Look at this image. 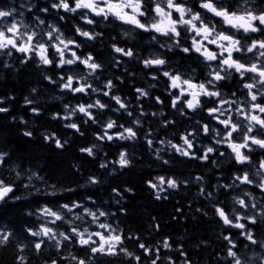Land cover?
<instances>
[{
    "label": "trees",
    "instance_id": "1",
    "mask_svg": "<svg viewBox=\"0 0 264 264\" xmlns=\"http://www.w3.org/2000/svg\"><path fill=\"white\" fill-rule=\"evenodd\" d=\"M4 63L11 67H3ZM108 64H105L106 77L113 79L115 87L112 91H133L140 86L156 91L164 88L160 74L158 82L144 84L146 74L133 72H127L124 75L127 81L120 85L116 80L119 78L112 74L113 70ZM51 68L52 66H42L39 62H17L12 56L0 57V100L3 101L0 107L8 109L7 112L0 113V152H5L10 157L7 165L0 167V178L12 182L15 191L10 195L19 197L0 202V230L13 233L6 244L0 245V264H20L18 256L25 258L24 264H37L41 257L47 256L48 254L44 255V249L36 253L32 243L37 240L29 236L25 229L37 230L45 223L43 217L35 216L44 207L57 210L60 205H71L73 202L94 211L99 209L110 213L107 217H100L95 223H87L86 220L91 218L86 217L82 227L91 228L93 224L97 227L99 222L111 224L116 229L115 234L123 237L120 247L141 257L137 262L123 253L118 256L97 255L94 257V264H151L157 255V264H229L227 253H224L223 237L231 234L234 240L238 239L240 231L225 227L212 205L219 203L229 213L233 207L239 211V206H229L228 203L233 201V196L244 198L243 186L225 190L219 185L231 184L234 174H240L244 168L236 164L235 160L229 161L225 155L220 156L219 152L223 151L218 145L216 147L219 152L212 154L208 161L185 157L176 152L168 141L181 145L180 137L187 132L196 133L191 137L195 147L190 151L197 156L202 155V149L210 145L204 141L211 140L212 137L205 136L200 129L194 127H167L168 121L161 112L155 110L153 113L156 115L149 113V106L162 105L154 98L120 96L128 105L127 110L133 113L132 116H128L124 110L114 111L119 106L114 100L105 98L104 103L108 107L93 113L96 123L79 112L71 120L59 118L68 114L64 107L66 104L69 105L70 112L76 105L88 104L93 98L90 95L61 91L58 84L49 83L44 78L45 75L57 81L61 75H71L64 70L55 71ZM78 71L80 70L74 71L72 75L76 76ZM118 72L120 73V69ZM33 88L37 90L35 93L32 92ZM25 97L34 103L26 104ZM33 107L39 109L38 114L32 112ZM141 111L145 115H141ZM136 118L140 120L139 126L133 124ZM109 119L115 120L117 125L133 127L137 131L134 140L114 138L119 142L106 144L109 155L116 153L119 158L121 151L126 152L130 161L127 167H120L110 156L101 158V162L97 160L98 155H104L101 145L96 143L97 136L103 134L104 125ZM73 122L78 124L79 132L65 127ZM25 131L32 132V136H25ZM108 131L109 134H115L122 129L115 127ZM51 134H55L61 142L66 141L63 148L56 147L51 140H45V135ZM148 139L153 141L151 146L147 143ZM199 140L202 142L198 143ZM93 145V157L81 151L82 148ZM101 164L107 166L102 168ZM12 169L21 173L19 178ZM32 173L36 175L29 180L28 176ZM161 176L166 180L176 179L180 186L168 189L165 184L162 186L164 191L152 189L149 182L159 185L157 177ZM89 177H95L98 183H90ZM196 177L203 179L197 181ZM201 187L206 192H212L213 196L206 198L200 195ZM157 194L160 199L156 198ZM246 214L250 215L252 212ZM59 226L62 231H66L65 228L69 225L62 222ZM255 235L264 237V225H261ZM165 241L170 248L163 247ZM139 243L152 249L151 255L145 254L139 248ZM72 244L74 255L86 258L85 249L75 242ZM17 245L28 247L20 252ZM181 252L186 253V256L181 255ZM61 257L53 254V259L48 264L53 260L62 264ZM249 262L261 264L260 258H252Z\"/></svg>",
    "mask_w": 264,
    "mask_h": 264
},
{
    "label": "snow or ice",
    "instance_id": "2",
    "mask_svg": "<svg viewBox=\"0 0 264 264\" xmlns=\"http://www.w3.org/2000/svg\"><path fill=\"white\" fill-rule=\"evenodd\" d=\"M198 4L203 11L194 10L189 5L188 0H72L71 3L69 0H53L50 7L57 11L63 10L66 13H79L81 19L88 25L96 23L93 17H102L105 21L111 17L143 31H152L168 37L173 40L175 46H180L182 32L184 34L191 33L190 47H181V50L184 53L195 52L203 57L204 61L208 62L209 71L206 80L197 81L193 76L186 77L184 73L178 70H167L165 68L167 61L160 56L146 58L142 62L145 68H156L160 75L166 77L169 81V89L176 90L175 93L169 91V95L172 96L173 108H177L178 104L181 105L178 111L182 115L185 114V108L192 111L203 108L208 116L222 128L210 126L207 123L201 125L200 130L205 136L212 137V143L202 149V155L200 156L190 151L195 147L191 138L196 135L194 132L181 135V145L174 144L171 141H168V143L171 148L182 156L203 161H208L212 154L219 152L217 145L226 146L230 149L236 164L250 165L255 171L249 169L241 174H234L232 184L219 185V187L227 190L233 187L238 188L240 185H249L264 193V157L255 162L252 158V153L257 148L264 150V7L252 6L251 0H236L235 3H228L227 0H198ZM28 11L31 12L32 8L29 7ZM40 11L48 13L49 7H44ZM206 14H211V18H208ZM18 15L22 16L23 13L18 12L15 8L11 10L0 9V55L11 57L14 50L25 55L26 58L21 60V63H27L35 57L40 65L51 66L55 64V67L59 69L79 63L88 70L86 75H61L59 81L53 80L48 75H45L44 78L49 83L58 84L61 91L66 90L72 94L88 95L89 93L101 91L89 82V77H95L96 73L103 70L104 65L102 63L96 62L91 54L86 57L79 56L76 49H79L81 45L75 39L65 38L64 33L55 25H47V31H37L30 25L25 24L23 20H17ZM141 18H150V22ZM34 19L38 25L45 24V21L38 15ZM60 19L63 20L64 17L61 16ZM75 31L79 36L88 40H95L102 35L101 33L82 30L80 27H76ZM237 33H240V35H237ZM153 39L155 40L156 37L153 36ZM161 46L170 49L173 45ZM210 46H214L215 50ZM112 47L117 54L126 57L134 56L132 49H125L116 45ZM57 57L58 59H56ZM116 63L118 64L119 61H116ZM3 67L10 68L11 66L4 63ZM233 73L238 74V82L243 89L247 90L243 101L239 100L236 92H232L231 96L234 98L229 99L219 90V82L231 79ZM152 79H157V76L152 75ZM114 87L113 81L108 80L104 85L107 90L102 91V95L110 97L119 106L117 109H113L114 111L124 110L128 116H132L133 113L127 110L128 105L122 98L111 94ZM36 91L35 88L32 89L33 93ZM136 92L138 93L137 99L149 95L148 91L143 88H137ZM201 97L209 98L213 106L204 108ZM156 100L158 103H163L159 97H156ZM2 102L0 100V103ZM25 103L33 104L34 101L25 97ZM226 105L227 107H225ZM64 107L68 114L65 116L57 114L59 118L71 120L72 116L79 112L88 117L93 123H96L97 119L91 110H103L108 105L102 103L100 99H96L93 103L78 104L70 112L68 111L69 105L66 104ZM31 110L36 114L39 112L36 107ZM7 111V108L0 107V113ZM233 113L236 117H243L246 123L234 119ZM141 115H145V113L141 111ZM152 115H156V113H152ZM84 122L87 123V121ZM167 123H172V121ZM133 124L139 126L140 120L138 118L134 119ZM197 124H200V121H197ZM65 127L74 129L77 132L80 131L78 124L74 122L66 124ZM115 127L121 128L122 131L109 134L108 130ZM24 135L31 137L32 132L25 131ZM136 137L137 131L133 127L117 125L115 120L109 119L104 125L103 134L97 136V139H107L108 141H112L114 138L134 140ZM44 138L53 141L58 148H63L64 143H66V141L61 142L55 134L45 135ZM147 143L151 146L153 141L148 139ZM161 143L164 142L161 141ZM94 147L95 145L82 148L81 151L93 156ZM219 155L224 156L225 153L219 152ZM9 158L7 153L0 152V167L6 166ZM164 163H167V161H164ZM212 163L216 164V161L212 160ZM118 164L122 168L130 164L126 152L121 151ZM100 166L103 168L107 165L101 164ZM12 171L16 173L17 178L20 177V172L15 169H12ZM35 175V173H32L28 176V179L31 180ZM255 177L260 179L256 180ZM37 178L39 179V177ZM202 179V177H196L197 181ZM157 180L159 185L149 183L153 189H159V191L165 190L162 187L165 184L168 189H177L180 186L179 182L173 178L166 180L165 177L161 176L157 177ZM89 182L98 183L95 177H89ZM25 187H28V185H25ZM14 191L15 185L12 182H6L5 179L0 178V202L19 199V197L10 195ZM114 191L116 190L114 189ZM200 195L211 198L213 193L206 192L201 187ZM243 197H232L234 204L239 206V211L233 207L231 213H229L219 203L212 206L223 225L242 230L240 235L246 241L259 249H264V239H258L255 235V232L261 229V225H264V204H260L258 201L250 202L247 199L252 198L250 192H244ZM156 198L160 199L159 194ZM249 209L253 210L250 215L246 214ZM240 212L245 214L242 215ZM31 214L29 213V215ZM40 214L50 219H47L37 230L25 229L29 236L40 238L32 243L36 253H40L42 248L49 242H54L58 252L65 242L68 244L75 242L90 254L86 258L71 255V259L75 261V264H94V257L97 255L118 256L120 253L137 262L141 260L140 256H135L126 248L120 247L123 244V237L121 234H115L116 229L111 224L99 222L97 225L98 228L104 229L108 233L107 235L105 232L90 231L89 227H82L86 217H90L91 221L95 223L99 221L100 217L110 215L108 212L99 209L94 211L83 204L73 202L71 205H60L57 210L44 207L40 210ZM111 215H114V213ZM58 221L68 224V229L58 231L49 226L55 225ZM77 221L80 224H77ZM12 235L13 233L10 231L0 230V245L6 244ZM93 237L98 239H93ZM224 239L229 244L227 249L229 264H250L246 257L241 256L239 247L233 241L231 234L225 235ZM248 246V243L243 245L244 248ZM26 247L28 245H17L20 252H23ZM163 247L170 248V245L165 241ZM139 248L143 249L145 254L151 255L152 253V249L144 243H139ZM181 255L186 256V253L181 252ZM17 259L20 264H24L25 258L23 256H18ZM61 259L67 258L61 257ZM158 259L159 255L151 261V264H157ZM260 262L264 264V253H261ZM51 264H59V261L53 260ZM186 264H190V262H186Z\"/></svg>",
    "mask_w": 264,
    "mask_h": 264
},
{
    "label": "flooded vegetation",
    "instance_id": "3",
    "mask_svg": "<svg viewBox=\"0 0 264 264\" xmlns=\"http://www.w3.org/2000/svg\"><path fill=\"white\" fill-rule=\"evenodd\" d=\"M53 2V0H0V9L4 10H11L12 8L17 9L18 12L23 13L22 16H17V20H23V22L27 25H30L33 29L37 31H47V25H55L60 29L61 32L64 33L65 38H72L77 41L81 46L79 49H76L77 54L81 57H86L89 54H91L96 62L102 63L104 65L103 70L101 72H98L95 74V77H89V82L93 83L95 87L100 89L101 91L98 93H89L92 99H90V103H93L96 99H100L102 103H104V99H108L110 97H106L102 95V91H106L107 89L104 88V85L107 83L108 80H113L112 77H106V66L105 64L108 62L107 65L109 68L113 70V75L117 76L119 79L116 78L118 84L122 85L127 80L125 79V74L127 72H133L135 74L141 73L143 75L146 74V82H149V84L153 82H158L159 74L160 72L156 68H145L143 64V60L146 58H154L155 56H160L161 58H164L167 61V64L165 68L169 71H179L181 73H184L187 76L191 75L193 78L197 81H204L206 80L207 73L209 71L207 64L208 62L203 60V57H201L199 54L195 52L191 53H184L181 50V47H190L191 45V33L184 34L182 32L181 37V44L180 46H175L173 40H170L168 37L162 36L158 33L152 32V31H143L142 29H138L134 27L133 25L122 23L121 21L115 20L114 18H109V20L105 21L102 17H93L96 21L93 25L86 24L82 19L79 13H66L63 10H54L51 9L50 5ZM71 3L72 0H69ZM228 3H235L236 0H227ZM188 3L190 6L194 8L196 11H203L199 8L198 0H188ZM251 5L256 6L259 5L260 7H264V0H251ZM247 6V5H245ZM31 7L32 11H28V8ZM44 7H49V12L44 13L41 12L40 9ZM38 15L41 19L45 21L44 25H38L34 19V17ZM63 16L64 19L61 20L60 17ZM208 18H211V14H206ZM142 20H148L150 22V18H141ZM218 20V18H216ZM76 27H80L82 30L95 32V33H101L102 35L98 37L95 40H88L85 37L79 36L75 29ZM237 35H240V33H237ZM256 35V34H253ZM153 36L156 37V39H153ZM113 45H116L118 47H122L125 49H132L134 52L133 57H126L122 56L120 54H117L113 51ZM161 45H173L170 49L168 47H162ZM213 47L214 46H210ZM215 50V49H214ZM51 55V52H50ZM251 55V54H249ZM0 57L5 58L6 55H0ZM12 58L15 59L17 62H21V60L25 59V55L22 53L15 52L13 50ZM58 59V57L56 58ZM116 61H119L117 64ZM28 62H38V59L33 57L32 60ZM214 63V62H213ZM53 70L55 71H66L72 73L76 70L78 71V74L76 76L87 74L88 70L81 64L77 63L75 65L71 66H65L64 69H59L55 67V64L51 65ZM76 67V68H73ZM128 67V69H127ZM120 69V73L118 70ZM156 75L157 79H152V75ZM161 80L163 81L164 88L161 91L156 90H147L148 88L146 86H140L141 88L148 91L149 95L147 97L154 98L156 97L163 98V103L161 106H149V113H153L156 111L161 112L163 117L166 118L167 121H172V123H168L167 127H173L177 125L178 127L181 126H187V129L194 128H201L202 124H209L210 126H216L219 128H222V126L216 124L214 120H212L207 112L202 109H197L196 111L184 109L185 114L182 115L180 111H178V108L181 107V105L178 104L177 108L172 107V96L169 95V91L176 92V90L169 89V81L166 77H163L161 75ZM239 76L238 74L233 73V77L231 79H227L225 81L219 82V90L224 94L226 98L233 99L234 97L231 96L232 92H236L237 97L240 101H243L245 99V93L247 90L243 89L241 84L238 82ZM139 87V88H140ZM112 95H118V96H134L137 97L138 93L136 92V89L133 91L129 90H121V91H112ZM142 97V98H147ZM201 100L204 103V108L212 107L213 104L211 103L210 99L207 97H201ZM227 107V105L225 106ZM235 107V106H233ZM155 108V109H154ZM93 113L94 111H100V109H92ZM151 114H149L151 116ZM234 119L240 120L242 123H246V121L243 120V117H236L233 113ZM223 118V117H221ZM197 121H200V124H197ZM166 127V126H165ZM71 129V128H70ZM71 131H75L74 129H71ZM255 134V133H253ZM180 142L182 140H179ZM112 142H119L118 140H96V143H99L102 147V150L104 152L103 156H97V160L101 162V158H108L109 156L113 158L118 163V156L115 154L109 155L106 152V144L112 143ZM202 141H198V143H201ZM204 142L212 143L211 140H206ZM221 150L225 153V156L227 157V160L234 161V158L230 152V149H228L224 145H218ZM255 147V146H254ZM94 153L95 150L93 149ZM85 153V152H84ZM87 156H89L87 153H85ZM264 156V150L256 149L254 153H252L253 161H258L261 157ZM93 157V156H89ZM113 161V160H112ZM239 165V164H238ZM245 170L251 169L252 171H255L254 168H252L250 165H240ZM242 173V172H241ZM240 173V174H241ZM238 174V173H236ZM234 179V178H233ZM256 180H259V177H255ZM233 183V180L231 181V184ZM238 183V182H236ZM245 192H250L252 194V198H255L254 200L252 198H247L250 200V202H259L260 204H264V193H261L259 189L249 186V185H242ZM229 206H233L234 202L230 201L228 203ZM238 206V205H237ZM248 212H252L251 209L248 210ZM35 216L37 217H43L40 214V211H37L35 213ZM44 218V217H43ZM87 223H90V221H86ZM62 222L58 221L55 225H49L53 227L55 230L62 231L59 226ZM80 223L77 221V224ZM225 226V225H224ZM59 227V229H58ZM69 227V226H68ZM68 227L65 228V230L68 229ZM228 229H231V227L225 226ZM90 231H100L96 228V225H92L91 228H89ZM240 233L242 230H240ZM101 232V231H100ZM102 232H105L102 231ZM107 235L108 233L105 232ZM228 235V234H227ZM258 239H264L263 236L256 235ZM35 240H39L40 238L34 237ZM93 239H98L97 237H93ZM233 239V238H232ZM225 242L224 245V253H227V249L229 247L228 241L224 239ZM233 241L238 245L239 252L241 256L246 257L248 260L252 258H260L261 253H264V249H259L255 245H251L248 241L244 239L243 236L239 234L238 239H233ZM66 245L62 246L60 251L58 252L56 247L54 246V242H49L46 244L42 249H44V255L41 257L39 262L37 264H48L50 260L53 259V254L55 256H62L67 259L62 260V264H74L75 261L71 259V255H74V247L73 244H68L65 242ZM248 243L249 246L247 248H244L243 245ZM86 257L87 255H90L85 251L84 254Z\"/></svg>",
    "mask_w": 264,
    "mask_h": 264
},
{
    "label": "rangeland",
    "instance_id": "4",
    "mask_svg": "<svg viewBox=\"0 0 264 264\" xmlns=\"http://www.w3.org/2000/svg\"><path fill=\"white\" fill-rule=\"evenodd\" d=\"M47 219H50V218L44 217V221H46ZM86 221H88V220H86ZM89 221H91V220H89ZM91 222H92V221H91ZM97 228H98V226H97ZM99 230L102 232L104 229H100V228H99Z\"/></svg>",
    "mask_w": 264,
    "mask_h": 264
},
{
    "label": "bare ground",
    "instance_id": "5",
    "mask_svg": "<svg viewBox=\"0 0 264 264\" xmlns=\"http://www.w3.org/2000/svg\"><path fill=\"white\" fill-rule=\"evenodd\" d=\"M123 150V149H122ZM38 229V228H37Z\"/></svg>",
    "mask_w": 264,
    "mask_h": 264
}]
</instances>
